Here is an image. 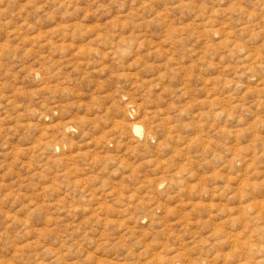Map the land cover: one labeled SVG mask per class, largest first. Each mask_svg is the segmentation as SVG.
<instances>
[{
  "label": "rangeland",
  "instance_id": "374dc122",
  "mask_svg": "<svg viewBox=\"0 0 264 264\" xmlns=\"http://www.w3.org/2000/svg\"><path fill=\"white\" fill-rule=\"evenodd\" d=\"M0 264H264V0H0Z\"/></svg>",
  "mask_w": 264,
  "mask_h": 264
},
{
  "label": "bare ground",
  "instance_id": "6f19581e",
  "mask_svg": "<svg viewBox=\"0 0 264 264\" xmlns=\"http://www.w3.org/2000/svg\"><path fill=\"white\" fill-rule=\"evenodd\" d=\"M143 135V134H142Z\"/></svg>",
  "mask_w": 264,
  "mask_h": 264
}]
</instances>
